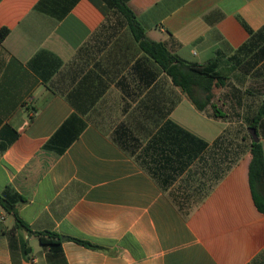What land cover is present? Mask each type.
<instances>
[{
    "label": "crops",
    "instance_id": "1",
    "mask_svg": "<svg viewBox=\"0 0 264 264\" xmlns=\"http://www.w3.org/2000/svg\"><path fill=\"white\" fill-rule=\"evenodd\" d=\"M126 4L150 39L217 63L225 116L199 111L102 0H0V195L65 238L42 245L0 204V264H264L242 119L222 108L264 104V0ZM168 121L208 145L166 184L138 156ZM257 132L264 148V115Z\"/></svg>",
    "mask_w": 264,
    "mask_h": 264
},
{
    "label": "trees",
    "instance_id": "2",
    "mask_svg": "<svg viewBox=\"0 0 264 264\" xmlns=\"http://www.w3.org/2000/svg\"><path fill=\"white\" fill-rule=\"evenodd\" d=\"M102 1L106 6L115 9L124 17L140 48L160 65L166 75L170 77L172 83L184 92L199 111L206 112L208 108H211L213 117L222 118L225 116L214 104L213 100L216 96L215 89L224 88L229 78L218 70L215 61L201 65L181 59L178 55L169 51L163 42L152 40L147 36L146 29L127 6L126 0ZM8 33L9 30L7 28L0 30V43L4 41ZM262 33L264 34V29L253 34V37H258ZM263 115L264 104L256 115L247 119V127L256 128L258 131ZM247 135L250 139L249 151L251 153L248 175L250 190L256 208L260 213L264 214V148L261 141L254 142L249 132H247ZM242 139L245 141V136ZM49 145H51V142ZM207 145L203 140L196 138L172 121H168L159 134L147 143L138 158L152 176L157 178L165 176L163 182L168 184L178 172L184 171L193 156ZM20 201H22V197L17 194L11 197L0 195V204L14 217V228L25 229L33 233L39 237L40 242L44 246L61 244L62 236L56 232H33L30 229L29 225L18 215L17 205ZM67 239L87 247L97 248V246L89 242L72 237Z\"/></svg>",
    "mask_w": 264,
    "mask_h": 264
},
{
    "label": "rangeland",
    "instance_id": "3",
    "mask_svg": "<svg viewBox=\"0 0 264 264\" xmlns=\"http://www.w3.org/2000/svg\"><path fill=\"white\" fill-rule=\"evenodd\" d=\"M222 108L225 111H228V118L232 121L238 122L239 120L242 119V123L239 124H235V125H231V129H233V131L236 132H240V136H245V138H247V141L245 140H241V153L242 155H244L247 152V149L249 148V137L247 135V126H248V118H250L254 113H256V109L253 108H245L244 110H239L236 108H233L230 106H222ZM210 111H212V109L210 108ZM213 112V111H212ZM238 130V131H237ZM241 137V138H242Z\"/></svg>",
    "mask_w": 264,
    "mask_h": 264
},
{
    "label": "water",
    "instance_id": "4",
    "mask_svg": "<svg viewBox=\"0 0 264 264\" xmlns=\"http://www.w3.org/2000/svg\"><path fill=\"white\" fill-rule=\"evenodd\" d=\"M248 132H249V134L252 137V140L254 142H259L260 141V137L258 135V132H257V129L256 128L250 127L248 129ZM62 239H65V238L63 237Z\"/></svg>",
    "mask_w": 264,
    "mask_h": 264
}]
</instances>
